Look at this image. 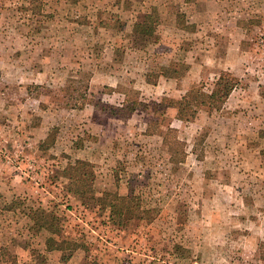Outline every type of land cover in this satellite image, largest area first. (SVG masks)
I'll list each match as a JSON object with an SVG mask.
<instances>
[{
  "label": "rangeland",
  "instance_id": "374dc122",
  "mask_svg": "<svg viewBox=\"0 0 264 264\" xmlns=\"http://www.w3.org/2000/svg\"><path fill=\"white\" fill-rule=\"evenodd\" d=\"M38 209L82 264H264V0H0L2 241Z\"/></svg>",
  "mask_w": 264,
  "mask_h": 264
},
{
  "label": "trees",
  "instance_id": "16d2710c",
  "mask_svg": "<svg viewBox=\"0 0 264 264\" xmlns=\"http://www.w3.org/2000/svg\"><path fill=\"white\" fill-rule=\"evenodd\" d=\"M133 33L135 41H139L143 43V46H146L154 34V29L151 25L137 23L134 26ZM237 85L238 82L236 77L230 70H226L221 73L215 83L214 89L209 95L198 93L191 99H183L176 104H178L183 110L195 107H198L197 109L202 107L213 108L215 102H226L231 97ZM64 172L68 179L75 182V189L73 192L76 195L84 198L93 193L95 175L91 163L87 160H76L73 163H69ZM120 200L124 201L121 206L126 212L125 214L128 217L127 220H131L136 216V210L140 213V204L135 203V200L133 201L132 193L125 197H120ZM43 216L44 212H42L41 209L28 215L26 214L27 224H25V228L32 233H39L41 227H38V225ZM48 231L53 234H58L59 232L57 229H54L53 225L49 227ZM81 247L82 245L73 239H64L60 241L54 248V251L60 254L55 261L59 264H67ZM4 257L6 261L11 264H19L21 260L19 257L7 253V251H4Z\"/></svg>",
  "mask_w": 264,
  "mask_h": 264
},
{
  "label": "crops",
  "instance_id": "0c3cea01",
  "mask_svg": "<svg viewBox=\"0 0 264 264\" xmlns=\"http://www.w3.org/2000/svg\"><path fill=\"white\" fill-rule=\"evenodd\" d=\"M69 213L73 215V213ZM9 224L11 223L2 224L3 231L10 230L11 225ZM41 229L39 234H33L23 229L20 231L21 233L17 232L18 237H16L14 232L10 236L5 235V241H2L4 237L0 238V248H7L8 251L19 257L21 259L19 264H59L55 260L60 254L54 251L55 245L60 242L59 236L48 233L47 227L43 225ZM45 233L47 235L43 237L42 234ZM55 238H57L56 241ZM41 260H44V262H41ZM82 260L83 255L80 249L67 264H82ZM0 264H11L3 258L1 249Z\"/></svg>",
  "mask_w": 264,
  "mask_h": 264
}]
</instances>
